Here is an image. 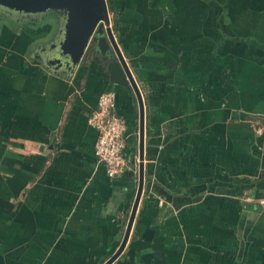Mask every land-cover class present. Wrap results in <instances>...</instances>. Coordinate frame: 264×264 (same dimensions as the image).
Returning a JSON list of instances; mask_svg holds the SVG:
<instances>
[{
  "label": "crops",
  "instance_id": "obj_1",
  "mask_svg": "<svg viewBox=\"0 0 264 264\" xmlns=\"http://www.w3.org/2000/svg\"><path fill=\"white\" fill-rule=\"evenodd\" d=\"M143 104V181L110 264H264V0H111ZM0 18V264H102L137 185L134 95L91 50L69 77L30 56L54 22ZM114 92L126 168L88 115Z\"/></svg>",
  "mask_w": 264,
  "mask_h": 264
},
{
  "label": "water",
  "instance_id": "obj_2",
  "mask_svg": "<svg viewBox=\"0 0 264 264\" xmlns=\"http://www.w3.org/2000/svg\"><path fill=\"white\" fill-rule=\"evenodd\" d=\"M53 14L49 37L36 45L31 57L53 74L69 77L88 46L107 71L108 81L136 99L138 110L137 185L121 240L102 264H110L127 239L143 181V104L139 90L115 43L105 0H0V18L10 23L36 24Z\"/></svg>",
  "mask_w": 264,
  "mask_h": 264
},
{
  "label": "built area",
  "instance_id": "obj_3",
  "mask_svg": "<svg viewBox=\"0 0 264 264\" xmlns=\"http://www.w3.org/2000/svg\"><path fill=\"white\" fill-rule=\"evenodd\" d=\"M89 124L96 130L93 154L104 166L108 177L119 175L126 168L123 154L125 123L114 111V92L105 90L98 94L94 108L88 115Z\"/></svg>",
  "mask_w": 264,
  "mask_h": 264
},
{
  "label": "trees",
  "instance_id": "obj_4",
  "mask_svg": "<svg viewBox=\"0 0 264 264\" xmlns=\"http://www.w3.org/2000/svg\"><path fill=\"white\" fill-rule=\"evenodd\" d=\"M105 2H106V5H107V10H108V12H110V9H111V0H105ZM114 27H115V20L113 18V23L111 24V30H114ZM91 50H92V47L91 46H88L85 52L88 53Z\"/></svg>",
  "mask_w": 264,
  "mask_h": 264
},
{
  "label": "flooded vegetation",
  "instance_id": "obj_5",
  "mask_svg": "<svg viewBox=\"0 0 264 264\" xmlns=\"http://www.w3.org/2000/svg\"><path fill=\"white\" fill-rule=\"evenodd\" d=\"M53 16H54L53 14H49V15L46 16V18L43 21H45L46 19H52V21L54 22V17ZM43 21H41L39 23H42ZM36 24H37V22H36Z\"/></svg>",
  "mask_w": 264,
  "mask_h": 264
},
{
  "label": "rangeland",
  "instance_id": "obj_6",
  "mask_svg": "<svg viewBox=\"0 0 264 264\" xmlns=\"http://www.w3.org/2000/svg\"><path fill=\"white\" fill-rule=\"evenodd\" d=\"M3 19H1V21H2ZM50 20H52V19H50ZM47 21H49V19H46L45 21H43L42 23H46ZM52 32V28H51V30H50V32H49V34Z\"/></svg>",
  "mask_w": 264,
  "mask_h": 264
}]
</instances>
